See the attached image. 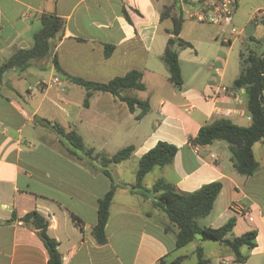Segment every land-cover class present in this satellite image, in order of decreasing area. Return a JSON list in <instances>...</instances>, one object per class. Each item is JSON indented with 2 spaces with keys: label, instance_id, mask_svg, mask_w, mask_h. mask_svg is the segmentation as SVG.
<instances>
[{
  "label": "crops",
  "instance_id": "0c3cea01",
  "mask_svg": "<svg viewBox=\"0 0 264 264\" xmlns=\"http://www.w3.org/2000/svg\"><path fill=\"white\" fill-rule=\"evenodd\" d=\"M160 13L150 0H0V64L15 50L31 45L41 14H53L62 18L65 26L52 55L69 75L105 83L137 70L142 74L143 91L158 79L169 84L156 96L152 112L156 116L139 132L151 105L137 120L138 109L130 113L123 102L108 93L93 92L84 107L85 91L57 75L50 58L34 61L22 73L7 74L5 90L0 91V264L47 263V252L36 231L19 221L32 211L47 220V234L58 243L61 264H159L160 259L171 261L179 256H184V264L190 255L177 254L174 236L163 230L166 219L152 207L150 199L131 194L121 185L109 207L106 243L96 244L92 228L97 201L109 189L110 181L85 158L70 155L40 119L76 131L86 147L107 156L132 146L134 151L127 161L110 167L117 184L134 183L140 157L158 142L175 146L172 163L150 172L159 171L149 180L150 188L157 179L179 192L221 182V192L202 226L216 229L234 218L240 235L256 232L255 247L242 264H264V206L257 197L264 191L261 164L252 176L245 177L223 161L226 144L201 146L198 155L189 145L200 127L216 119L249 125L244 90L239 91L238 99L223 95L215 100L205 98L209 85L233 88L238 72L225 78L230 62L228 52L221 48L203 57L196 51L188 83L179 64L182 85L176 90L167 71L155 62L163 54L171 28H164L166 36L159 38L154 49L159 24L170 20H161ZM107 50L109 56L105 57ZM205 62L206 68L201 70ZM202 72L204 76L197 82ZM134 91L127 94L134 97ZM139 100L150 104L147 98ZM256 147L264 149V144L254 145V155ZM223 191L231 197L217 207ZM233 208L241 209V215H235ZM205 255L209 264H235L232 254L220 244L216 254Z\"/></svg>",
  "mask_w": 264,
  "mask_h": 264
},
{
  "label": "trees",
  "instance_id": "16d2710c",
  "mask_svg": "<svg viewBox=\"0 0 264 264\" xmlns=\"http://www.w3.org/2000/svg\"><path fill=\"white\" fill-rule=\"evenodd\" d=\"M167 18L171 21V28L167 30L169 38L166 41L161 60L167 68L168 81L176 90H179L182 85V77L178 53L192 46L179 37L184 19L177 0H173L170 6L161 11L160 19ZM38 23L39 28L32 37L31 45L26 49L15 50L1 61V92L5 90L6 76L9 72L22 73L34 61H45L50 58L57 75L85 91L84 107L88 106L93 92H100L108 93L114 100L123 102L130 113L137 109L140 110V113L135 117L137 120H140L148 112L147 101L127 94L133 90H144L141 72L131 70L105 83L71 76L61 68L56 56L52 55L56 41L64 31V20L53 14H41L38 17ZM249 40L252 42L254 39L249 37ZM256 42L259 43V41ZM262 42H264V38ZM110 49L113 48L110 47ZM104 55L105 57L109 56L108 50ZM240 59L242 68L233 81L232 87L244 90L245 109L250 117L249 125L242 127L232 123L229 119H216L200 127L197 135L189 140V145L205 146L213 142H223L231 155L230 160L235 171L239 175L250 177L259 168V161L254 155L253 147L257 143L264 144V52L257 53L255 50L248 49L245 54L240 53ZM40 123L57 135L70 155L78 156L80 159L85 158L88 164L98 168L110 181L109 189L97 201L96 224L92 228V236L96 244L104 245L106 243L105 226L109 217V207L116 188L121 185L128 188L131 194L150 199L152 207L164 215L166 223L163 230L174 236L176 250L196 243L192 251L196 264H209L202 246L203 242L222 245L228 253L232 254L235 264H242L248 259L250 252L255 247V231L251 230L230 238L235 226L234 218H230L216 229L199 224V221L211 212L214 202L221 192V182L215 181L202 185L193 192H179L172 184L163 179H157L150 189L143 185L147 174L155 168H163L172 163L177 152L175 146L166 142H158L140 157L134 183L130 185L117 184L110 167L127 161L133 154L132 146L124 147L113 155L107 156L96 152L93 148L86 147L82 137L74 130L66 131L58 124L46 119H40ZM12 218L14 219V216ZM19 221L36 231L37 237L47 252L46 264H61L58 243L47 234V220L40 213L32 211L19 218ZM183 260L184 256L176 257L171 261L163 258L159 260V264H181Z\"/></svg>",
  "mask_w": 264,
  "mask_h": 264
},
{
  "label": "rangeland",
  "instance_id": "374dc122",
  "mask_svg": "<svg viewBox=\"0 0 264 264\" xmlns=\"http://www.w3.org/2000/svg\"><path fill=\"white\" fill-rule=\"evenodd\" d=\"M151 3L154 4L156 9L159 11H164V8L167 6H170L173 3V0H150ZM261 11L263 15L259 18H257L256 23L250 22L252 17L255 15V12ZM183 27L181 30V33L179 34V37L191 44V48H186L184 50L179 51L178 58H179V64L182 69V76L185 80V82H189L190 77L192 75V59L195 56V53L197 51L198 55L201 57L208 56L213 53L214 49L216 47H219L222 49L223 52H228V58H229V66L224 71L225 78L227 79L228 76L232 75L236 71L240 72L242 68V62L240 59V53L245 54L248 49L255 50L257 53L264 52V42H262L264 38V0H240L238 4L237 11L233 18V25L237 28H245V32L240 35L236 40L231 43V47L229 48L228 44H222V38L218 35V29L211 25H205L201 23H196L189 21L188 19L184 18ZM171 26L170 20H164L161 24H159L155 42L153 44V48L156 49V46H158V40L159 38H163L165 33L163 32L164 28H167ZM217 37L216 39H214ZM249 37L253 38L254 40L251 42L249 40ZM256 41H259L257 43ZM155 62L158 64L162 70H166L167 68L163 61L161 60V57L155 58ZM201 70L206 68V62L203 63V65L200 67ZM219 71H221L219 69ZM168 74V71H167ZM204 76L203 72L200 74V76L196 79L197 82L201 80V78ZM191 84V83H189ZM169 88V84L167 81L163 79H158L157 82L151 83L149 88L146 91L139 92L134 91V97H138L139 99H145L147 98L150 102L149 106L151 105L152 110H148L149 113L146 115V118L143 120L142 126L139 128V132L141 130H144L149 125L150 119L154 118L156 115L155 113H152L154 111L153 104L156 100V96L161 93L163 90H167ZM244 100V99H243ZM246 100V98H245ZM244 103V101L242 102ZM140 113V110H138V114ZM132 124H135L137 126L138 124L134 122V120H130ZM130 128V127H129ZM221 145L225 146L223 142H220ZM255 149V155L256 159L259 161V163L262 166V171H264V149ZM114 151V150H113ZM230 153L228 149H225V153L223 155V161L228 164L232 170V162L230 160ZM123 165V164H121ZM122 167L117 170V173L120 172ZM158 169H156L154 172L148 174L146 176V182L145 187L150 189L149 186V180H151L155 175L158 174ZM231 195L227 192L223 191V194L221 195L220 199L218 200L217 207L220 206L222 203H226L230 199ZM257 197L259 198L260 202L264 206V191L258 192ZM199 224L203 225V219L199 221ZM240 228L234 227L230 238L237 237L240 235ZM202 245L205 249V254H216L219 250V244L214 242H203ZM196 246V243H192L188 245L187 247L180 249L177 254H190L188 256L187 261L184 264H195V258L191 255L193 248ZM131 247V246H130Z\"/></svg>",
  "mask_w": 264,
  "mask_h": 264
},
{
  "label": "built area",
  "instance_id": "2783aa9c",
  "mask_svg": "<svg viewBox=\"0 0 264 264\" xmlns=\"http://www.w3.org/2000/svg\"><path fill=\"white\" fill-rule=\"evenodd\" d=\"M239 2L240 0H177L184 18L192 22L216 27L218 35L225 44H230L245 32V28L239 29L233 25V18ZM262 15L261 11L255 12L250 22L256 23V19ZM54 82L57 83L58 80L55 79ZM235 90L219 83L209 85L205 98L207 100H215L219 95H223L228 98L238 99V93L243 89H237V92ZM247 119L250 120V117L248 116ZM200 147L199 145L191 146L194 154H199ZM210 157L216 160L214 154H211ZM233 209L235 215H241V209Z\"/></svg>",
  "mask_w": 264,
  "mask_h": 264
}]
</instances>
